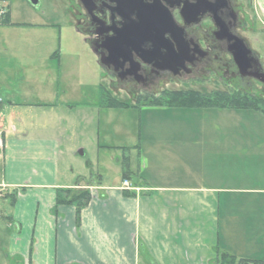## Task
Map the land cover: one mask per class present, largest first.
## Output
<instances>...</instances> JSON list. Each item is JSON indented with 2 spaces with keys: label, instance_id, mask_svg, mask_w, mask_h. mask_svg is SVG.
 <instances>
[{
  "label": "crops",
  "instance_id": "obj_1",
  "mask_svg": "<svg viewBox=\"0 0 264 264\" xmlns=\"http://www.w3.org/2000/svg\"><path fill=\"white\" fill-rule=\"evenodd\" d=\"M6 1L0 2L10 16L9 24L0 23V34L7 35L0 36V90L14 93L7 82L17 69L36 88L22 85L16 93L38 95L24 105L8 101L9 115L0 116V191L14 211L8 218L20 263L216 264L219 253L264 261V112L220 109L227 112L218 119L145 120L147 112L180 108L101 105L98 117L117 131L114 112L140 111L133 146L113 142L111 128L101 146L122 157V181L85 174L67 179L60 171L66 121L58 108L69 103L55 67L61 41L39 37L47 29L43 23L14 22ZM251 7L253 23L264 29V0H252ZM0 104L3 109L5 100ZM21 106L29 112L19 118ZM19 155L37 162L18 164ZM125 180L135 190H123ZM58 189L90 190L80 223L75 206H57Z\"/></svg>",
  "mask_w": 264,
  "mask_h": 264
},
{
  "label": "rangeland",
  "instance_id": "obj_2",
  "mask_svg": "<svg viewBox=\"0 0 264 264\" xmlns=\"http://www.w3.org/2000/svg\"><path fill=\"white\" fill-rule=\"evenodd\" d=\"M39 5L33 6L29 0H7L6 6L11 7L13 21L16 23H43L47 26L45 32L39 37H45L48 40L54 39V41H61L59 46V59L55 62L56 73L60 77L58 83L61 92L64 94L63 100L69 105L62 104L58 109L65 118V135L62 142V148L64 154L60 163V171L67 179L73 177L76 174H85L86 176H92L98 178L102 176L106 181L111 184H119L122 181L121 165L123 159L119 153L105 152V149L101 146H106L109 142L106 130H112L115 141H122L120 144L124 147L133 146L132 133L135 124L140 119V111L129 110L122 112H114L113 118L117 115V122L121 124L119 131L114 126H107L109 123L102 117H98L99 107H101V87H106V91L120 103H124L130 106H142L146 108H155L159 105L166 106L167 108L173 103L169 102H157V98L170 99L172 93L177 91H200L206 93H212L215 91H227L243 97L247 95L250 100L255 101L264 108V85L259 81L249 78L242 79L238 76L234 68L224 69L217 77L207 76L205 80L192 81L187 83H169L163 87V91L160 94H146L136 97L134 94H128L127 92L110 89L111 79L100 68L97 60L93 56L88 43L84 41L82 35L76 31V25L71 17V4L69 0H38ZM238 7V14L241 22L243 23V29L239 30V35L244 38L253 53L260 59V62L264 69V29L261 25L254 22V9H252V0H234ZM23 30H14V32L22 33ZM28 33V31L24 32ZM33 33V32H31ZM35 34H30L33 37ZM1 37H5L2 31ZM38 37V36H37ZM28 71V69H27ZM26 71V73H27ZM33 72V70L31 71ZM13 77L7 82L8 85L14 88V93L9 96L8 90H0V99L5 100L3 109H0V116L7 117L10 111L8 101L18 102L24 105L25 102L32 100H38V95L30 94L29 96L24 93H16V88L25 85V88H36L34 82L23 81L24 71H14L11 74ZM2 77V75L0 74ZM5 76V75H4ZM0 77V81L3 83L4 79ZM20 80V83L17 81ZM14 79V80H13ZM17 85V87H16ZM34 91V90H33ZM11 94V93H10ZM157 97V98H156ZM109 97L104 96L103 104ZM155 98V99H154ZM85 100V105L77 104L76 102ZM109 101V100H108ZM75 105V106H74ZM103 106V105H102ZM19 107V110H15L16 114L24 116L25 112H29L25 106ZM97 108V109H96ZM8 109V110H7ZM61 109V111H60ZM94 109H96V117H91ZM8 111V112H7ZM227 111H221L220 109H174L169 113L166 111H152L144 114L145 120L163 119V118H180V119H196V118H208L218 119L225 115ZM7 113V115H6ZM90 114L86 117V114ZM116 113V114H115ZM2 118V117H1ZM99 120L101 122L99 123ZM68 123V124H67ZM135 126V127H134ZM111 129L109 131H111ZM11 137V136H10ZM133 160L138 156L136 150H132ZM113 158L116 161H111ZM37 160L30 158L24 159L22 155H19L18 164L28 166L34 165ZM26 166V169L28 168ZM3 162L0 160V180L2 177ZM27 171V170H26ZM119 175H118V174ZM127 181V180H125ZM130 190H135L131 184ZM90 191V190H89ZM4 192L0 191V264H21L18 256H14V235L15 229H12L9 225V218L14 216L13 208L9 204H4Z\"/></svg>",
  "mask_w": 264,
  "mask_h": 264
},
{
  "label": "flooded vegetation",
  "instance_id": "obj_3",
  "mask_svg": "<svg viewBox=\"0 0 264 264\" xmlns=\"http://www.w3.org/2000/svg\"><path fill=\"white\" fill-rule=\"evenodd\" d=\"M69 2L76 31L111 79L110 89L155 97L169 83L217 77L231 67L242 78L230 54V36L242 38L243 29L234 0Z\"/></svg>",
  "mask_w": 264,
  "mask_h": 264
},
{
  "label": "trees",
  "instance_id": "obj_4",
  "mask_svg": "<svg viewBox=\"0 0 264 264\" xmlns=\"http://www.w3.org/2000/svg\"><path fill=\"white\" fill-rule=\"evenodd\" d=\"M6 0H0V2ZM8 13V12H7ZM0 17V23L9 24V13ZM170 99L157 98L155 104L159 102H171V106L167 108H180V109H234V110H255L264 112V108L253 100H250L247 95L239 97L233 93L227 91H215L212 93L188 90L177 91L172 93ZM109 98L106 103L103 104L104 96ZM155 99V98H154ZM109 100V101H108ZM158 102V103H157ZM101 104L104 107H131L130 105L118 102L109 91H106V87L101 88ZM159 105V104H158ZM1 107V104H0ZM166 106L159 105L155 108H163ZM127 178V175H125ZM92 195L89 190L86 189H58L56 202L57 206H75L77 208L78 222L80 223V215L91 202ZM216 264H264L261 260L252 259H238L234 256L219 253Z\"/></svg>",
  "mask_w": 264,
  "mask_h": 264
},
{
  "label": "water",
  "instance_id": "obj_5",
  "mask_svg": "<svg viewBox=\"0 0 264 264\" xmlns=\"http://www.w3.org/2000/svg\"><path fill=\"white\" fill-rule=\"evenodd\" d=\"M30 3L37 7L38 0H29ZM229 41L232 43L230 54L242 78L251 77L264 85V73L259 69L262 67L260 59L255 56L253 51L249 48L247 41L244 38L237 36H230Z\"/></svg>",
  "mask_w": 264,
  "mask_h": 264
},
{
  "label": "built area",
  "instance_id": "obj_6",
  "mask_svg": "<svg viewBox=\"0 0 264 264\" xmlns=\"http://www.w3.org/2000/svg\"><path fill=\"white\" fill-rule=\"evenodd\" d=\"M6 13H7V11L0 6V17H3L4 15H6ZM0 147H1V143H0ZM122 189L123 190L132 189L131 188V183L129 181H124L123 184H122Z\"/></svg>",
  "mask_w": 264,
  "mask_h": 264
}]
</instances>
